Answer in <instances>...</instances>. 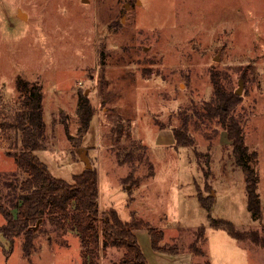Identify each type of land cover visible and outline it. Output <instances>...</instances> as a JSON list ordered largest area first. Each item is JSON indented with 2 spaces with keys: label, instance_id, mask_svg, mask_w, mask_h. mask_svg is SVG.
Listing matches in <instances>:
<instances>
[{
  "label": "rangeland",
  "instance_id": "rangeland-1",
  "mask_svg": "<svg viewBox=\"0 0 264 264\" xmlns=\"http://www.w3.org/2000/svg\"><path fill=\"white\" fill-rule=\"evenodd\" d=\"M212 73L232 92L242 78L232 111L256 151L260 219L246 207L244 173L224 126L203 108L213 93ZM17 76L41 85L47 142L35 154L53 176L71 182L82 172L83 147L97 171L99 211L112 207L121 219L134 211L163 230L161 244L190 254V264H264V248L211 226L197 196L198 190L210 195V215L238 229L264 226V0H0V116L17 108ZM79 93L94 115L77 147L64 125L76 134ZM182 117L196 151L209 153L208 178L205 157L199 161L194 148L174 145L172 131ZM11 142L9 132L0 131L4 202L6 182L25 176L14 157L18 150L9 152ZM199 226L205 228L197 244L203 253L193 254ZM42 229L29 257L21 236L10 242L0 233V264H82L74 232L49 223ZM137 234L142 245L150 244L146 228ZM3 245L11 246L8 254ZM124 252L99 249L98 264Z\"/></svg>",
  "mask_w": 264,
  "mask_h": 264
},
{
  "label": "trees",
  "instance_id": "trees-1",
  "mask_svg": "<svg viewBox=\"0 0 264 264\" xmlns=\"http://www.w3.org/2000/svg\"><path fill=\"white\" fill-rule=\"evenodd\" d=\"M211 80L213 93L209 101L204 103L205 114L210 118H217L224 126L234 162L244 173L246 207L254 219H260L262 211L257 192L258 175L252 164L256 151L249 150L244 138L242 118L234 115L232 111L238 94L224 90L213 73ZM15 88L18 95L17 108L0 116V131L4 134L8 131L12 137L9 152L11 149L18 150L14 157L25 176L6 182V202L2 200L3 195L0 193V213L4 218V222L0 224L2 236L10 242L21 236L23 255L29 257L34 248L35 237L43 231L42 226L49 223L52 230H70L79 237L82 264H98L99 249L104 250L107 247L125 248L122 257L108 264H149L134 233V229L144 227L148 231L154 251L178 252L176 246L161 244L164 236L162 229L154 227L134 211H130L128 219H121L112 207L104 211L98 210V181L94 166L74 174L71 182L51 174L47 165L35 154L36 150L46 148L47 142L41 85L17 76ZM78 98L76 134H70L64 125L68 140L77 147L81 146V137L87 131L94 115V107L89 98L82 93H79ZM115 129L118 127L115 126ZM172 132L175 147L190 146L194 148L199 161L202 156L205 157L203 174L208 178L209 153L196 151L194 138L187 132L186 118L182 117L180 126L173 128ZM128 153L130 154V151ZM205 187L209 188L207 183ZM197 196L201 205L208 211L211 226L223 228L237 240H250L264 248V226L261 231L256 228L238 229L230 220L210 215V195L203 196L198 190ZM204 231V226L195 230V239L190 247L193 254L203 253L197 244L203 239ZM10 249L11 246L3 248L6 254ZM201 264L211 263L206 259Z\"/></svg>",
  "mask_w": 264,
  "mask_h": 264
},
{
  "label": "crops",
  "instance_id": "crops-1",
  "mask_svg": "<svg viewBox=\"0 0 264 264\" xmlns=\"http://www.w3.org/2000/svg\"><path fill=\"white\" fill-rule=\"evenodd\" d=\"M137 230H140V228L134 229V233L136 235L138 244H139V246H140V248H141V250H142V252H143V254H144V256H145V258L149 264H190L191 263L192 256L190 254H187V253L181 254L179 252L168 253V252L154 251L152 249V246H151V239H150V244H148L146 242L144 245H142V243L139 239V236L137 234ZM0 241L4 242V240H0ZM4 248H6V247L4 246ZM149 249H152L156 253V256H154L153 258L148 256V253H150Z\"/></svg>",
  "mask_w": 264,
  "mask_h": 264
},
{
  "label": "water",
  "instance_id": "water-1",
  "mask_svg": "<svg viewBox=\"0 0 264 264\" xmlns=\"http://www.w3.org/2000/svg\"><path fill=\"white\" fill-rule=\"evenodd\" d=\"M242 85H243L242 78H240L238 80V88H236V90H235L236 94L239 95L241 93ZM86 93H87V90L85 91V94ZM79 159L84 163L85 168L89 169L92 167V163H91L89 157L87 156V151L83 147H79Z\"/></svg>",
  "mask_w": 264,
  "mask_h": 264
},
{
  "label": "bare ground",
  "instance_id": "bare-ground-1",
  "mask_svg": "<svg viewBox=\"0 0 264 264\" xmlns=\"http://www.w3.org/2000/svg\"><path fill=\"white\" fill-rule=\"evenodd\" d=\"M21 15H23V14H21Z\"/></svg>",
  "mask_w": 264,
  "mask_h": 264
}]
</instances>
